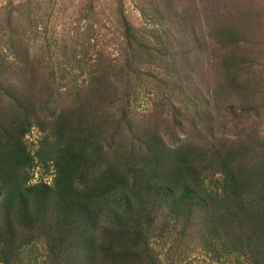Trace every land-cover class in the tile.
Instances as JSON below:
<instances>
[{
  "label": "trees",
  "instance_id": "16d2710c",
  "mask_svg": "<svg viewBox=\"0 0 264 264\" xmlns=\"http://www.w3.org/2000/svg\"><path fill=\"white\" fill-rule=\"evenodd\" d=\"M162 19L141 30L118 8L132 58L79 61L87 79L67 83V108H56L50 84L15 83L30 74L27 66L12 63L11 75L0 69V264H25L28 251L36 264H162V256L176 262L194 253L214 264H264V135L252 127L217 137L196 126L181 140L170 133L177 122L150 125L130 102L143 65L176 55L167 53V33L159 35ZM237 24L225 32L215 100L243 97L249 105L264 88L252 47L242 44L247 23ZM64 67L63 79L74 78ZM154 107L160 117L167 105ZM34 127L44 133L37 151L26 139ZM39 168L50 184L32 183Z\"/></svg>",
  "mask_w": 264,
  "mask_h": 264
},
{
  "label": "rangeland",
  "instance_id": "374dc122",
  "mask_svg": "<svg viewBox=\"0 0 264 264\" xmlns=\"http://www.w3.org/2000/svg\"><path fill=\"white\" fill-rule=\"evenodd\" d=\"M120 7L128 21L141 30L148 28L146 22L151 19L166 18L162 19L159 35L167 33L163 43L166 48L169 42L173 44L167 53L176 54L172 59L168 57L167 63L142 67L146 72L138 79V92L131 96L130 102L148 124L156 119L172 121V126L177 122L179 126L172 127L170 133L181 140L191 135L196 126L213 130L217 137L235 139L243 128L252 127L264 135L262 94H256L255 102L249 105L243 102V97L227 99L220 94L221 101L215 100L219 54L227 40L225 32L231 25L238 28L241 19L248 29L246 42L242 44L252 47L256 63L260 64L255 74L260 76L258 81L262 80L264 88V0H0V64H3L0 69L11 75L12 63L27 66L30 74L20 80L14 77L15 83L24 82L25 89L32 85L37 90L50 84L57 89L56 108L70 107L67 83L87 79L86 74L77 71L79 61L88 62L90 67L98 59L115 63L132 58L133 53L117 25ZM159 8L162 16L158 14ZM214 32L220 33L218 43ZM137 60L134 56L136 63ZM64 63L74 71V78L63 79V75H69ZM253 75L249 74L251 78ZM177 83L183 88L179 89ZM207 98L211 100L210 108ZM158 100L167 105L163 117L156 114L154 106ZM165 127L162 126L160 134L167 139ZM43 137L40 127L32 129L26 138L32 151L39 149ZM42 179L50 184L53 178L39 168L32 183ZM39 250L40 254L44 251ZM32 256L28 251L25 264H36ZM162 258V264H214L203 253L176 262L172 261L174 257ZM42 260L43 257L38 264Z\"/></svg>",
  "mask_w": 264,
  "mask_h": 264
}]
</instances>
